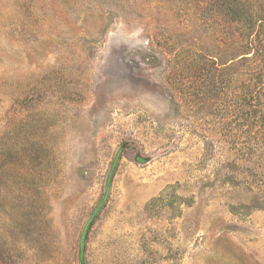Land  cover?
<instances>
[{
	"label": "rangeland",
	"instance_id": "374dc122",
	"mask_svg": "<svg viewBox=\"0 0 264 264\" xmlns=\"http://www.w3.org/2000/svg\"><path fill=\"white\" fill-rule=\"evenodd\" d=\"M0 264H264V0H0Z\"/></svg>",
	"mask_w": 264,
	"mask_h": 264
}]
</instances>
